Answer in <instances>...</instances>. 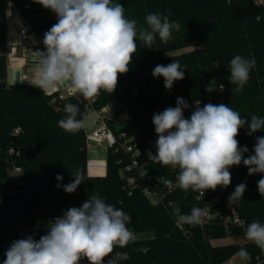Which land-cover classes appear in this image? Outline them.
<instances>
[{"label": "trees", "instance_id": "1", "mask_svg": "<svg viewBox=\"0 0 264 264\" xmlns=\"http://www.w3.org/2000/svg\"><path fill=\"white\" fill-rule=\"evenodd\" d=\"M113 0L125 8V15L135 19L139 26L147 28L146 16L159 12L167 14L171 9L170 21H178L180 30H173V38L167 43L157 35L150 48L137 39V51L132 57L129 71L118 76L114 93L101 91L94 100L95 108L101 109L112 103L121 105L130 118L121 129L133 138L140 151V162L149 173H155L168 180H176L179 169L162 166L148 158V152L156 153L158 135L152 117L168 107H176L177 98H183L188 107L183 110L189 119L199 106L211 103L226 104L250 122L252 115L264 118V0ZM10 3L26 23L37 33H46L57 23V16L34 0H0V50H5L7 3ZM150 30V29H149ZM194 48L192 52L168 57L169 54ZM235 55L255 58L256 66L250 71V78L241 93H233L228 77L229 64ZM178 61L184 67V79L174 82L168 90L164 78L152 75L157 65L167 66ZM6 57L0 54V198L5 203V213L0 218V264L6 259L9 240H19L24 233L31 234L38 241L47 234L49 220L63 216L71 207H81L89 197L99 193L108 204L122 209L129 217L127 227L135 233H147L152 238L136 247H146L145 254L134 252L130 246L117 247L116 252L127 253L121 264H222L226 259L224 250H213L205 237L224 235L222 228L212 227L204 232L191 228L192 239L187 241L177 232L162 209L150 205L141 192L128 196L123 191L119 177V156L107 155V173L104 178L87 175L86 137L83 130L65 132L58 121L65 118L64 107L77 105L80 120L86 115L84 102L88 101L78 93L64 101L51 103L38 87L7 86L5 84ZM213 78L216 84L211 92ZM224 88L219 91V85ZM136 92V95L134 94ZM19 129L18 135L13 131ZM247 125L239 130L237 140L241 148L247 147L244 158L254 155L256 138L264 136V129L248 135ZM18 153L14 157L21 168L20 186L15 177L7 173L8 152ZM79 170L85 177L74 193H66L63 186L74 182L73 172ZM231 183L226 188L207 190L205 201L215 212L226 213L234 207L245 221L246 227L253 221L264 224V197L258 191V181L264 173L248 175V168L241 162L229 169ZM63 177L62 181L56 179ZM245 184L246 190L236 204L229 205V196L236 186ZM60 184L58 188L56 185ZM7 192L18 193L17 198L6 197ZM198 192L185 193L178 188L171 201L180 210L190 214L196 207L194 200ZM183 195L184 197L180 196ZM211 201H217L211 204ZM210 202V203H209ZM14 229L10 232L8 229ZM215 230V231H212ZM246 230V228H245ZM245 230L232 229L229 235L245 238ZM206 238V239H207ZM243 248V247H242ZM251 258L262 255L257 248L245 247ZM83 260L80 262V264Z\"/></svg>", "mask_w": 264, "mask_h": 264}, {"label": "clouds", "instance_id": "2", "mask_svg": "<svg viewBox=\"0 0 264 264\" xmlns=\"http://www.w3.org/2000/svg\"><path fill=\"white\" fill-rule=\"evenodd\" d=\"M57 16L55 23L44 35L46 51H37L38 62L34 65L36 87L44 94H51L60 86L67 85L74 94L94 101L105 91L114 93L118 76L129 71L132 57L137 51V39L151 49L156 36L167 43L173 38V30H180L178 21H170L171 9L167 14L159 12L146 16L147 28L138 27L135 19L125 15L121 3L113 0H34ZM150 29V30H149ZM256 66L255 58L235 55L229 64L228 77L233 93H241L250 78V71ZM152 75L163 77L164 87L170 90L174 82L184 79V67L178 61L157 65ZM216 84L213 78L211 92ZM220 90L224 88L219 85ZM189 105L183 98H177L176 107H168L152 117L158 139L156 153L148 152V158L162 166L178 168L176 182L185 193L198 192L196 199L218 187L226 188L231 183L232 166L243 164L248 175L264 173V136L256 138L254 155L244 158L248 152L240 147L237 136L245 125L248 135L264 129V118L252 115L250 122L226 104L208 103L203 107L195 105L189 119L183 110ZM65 118L58 126L65 132L76 133L87 126L85 119H76L77 105L68 103L64 107ZM74 182L63 186L66 193H74L85 181L83 174L73 172ZM62 181L63 177L57 175ZM159 183L170 186L171 180L160 177ZM58 188L60 184L56 185ZM258 191L264 197V177L258 181ZM246 185L241 183L229 196V205L242 199ZM178 222L193 227L202 223L203 211L193 207L188 215H180L178 204L169 202ZM130 217L119 208L106 203L96 193L81 207L67 209L63 216L49 222L47 234L38 241L32 236L14 241L6 251L3 264H121L127 254L116 252L134 242L135 235L127 227ZM245 238L264 252V224L253 221L247 225ZM238 256L245 261L251 259L244 248ZM259 259V257H257Z\"/></svg>", "mask_w": 264, "mask_h": 264}, {"label": "built area", "instance_id": "3", "mask_svg": "<svg viewBox=\"0 0 264 264\" xmlns=\"http://www.w3.org/2000/svg\"><path fill=\"white\" fill-rule=\"evenodd\" d=\"M10 5L11 4L8 2L7 6ZM16 15H19L18 12H16ZM19 17L21 16L19 15ZM44 35L45 33H35L28 25V23H26L22 18V27L17 33L20 43H26L31 39H34L38 42V51H46L43 44ZM5 50L6 51L4 52L0 50V54H4L5 57H7L9 53L14 56L19 53L17 51L18 46H11V48H8L6 46ZM28 54L30 53L27 49H22L21 55L23 57ZM218 90L221 91L220 88ZM134 94L136 95V92H134ZM75 95L76 94H74L73 92H58L56 94H51L48 97H51V103L53 104L57 101H64L66 98L73 97ZM84 108L87 113L97 114L98 118L97 130L94 131L88 138H86L87 148L90 146L100 147L101 145L107 143L108 151L111 152V154H116L119 156L117 165L120 167L119 177L123 183V191L128 196H131L135 191L141 192L142 196L150 203V205L162 209L167 218L172 222L174 229L177 232H180L187 241H190L192 239L190 230L191 228H197L202 232H204L208 228L217 226L221 227L227 232L231 229L245 230V221L239 216L234 207L228 208V211L226 213L213 211L207 202L206 206L202 207L200 205L205 201L206 196L204 194L203 197H200V199L197 200L196 197L200 195L199 193L195 195L194 200L196 203V207L202 209L204 213L202 223L193 227L191 225L178 222V217L173 213L172 207L169 204V202H172L171 196L179 188L176 180L172 181V184L170 186L159 183L160 176L155 173H149L147 166L140 162V151L133 138H130L125 132H121L120 130L113 131L109 126L107 118L101 113V110L103 108H95L94 101H85ZM18 133L19 129H15L13 131V136L18 135ZM17 156V152H15L14 150H10L8 152L9 158L6 159V165L8 175L15 177V184L17 187H19L21 185L19 177L22 174V170L20 167H18L14 159V157ZM7 196L17 198L18 193L7 192L6 197ZM215 203L216 201H211V204ZM5 210L6 207L4 200L0 198V218L2 217V214L5 213ZM179 214L187 215L180 209ZM54 220L55 219H50L49 222H54ZM133 233L135 235V240L127 246H130L134 250V252H141L142 254H145L148 251V248L141 246L137 248L136 245L147 243L150 238H148L144 234H138L135 232ZM22 239L26 238L23 237ZM13 242V240L8 241V248ZM257 257H259V259H257ZM81 264H88V261L84 259ZM225 264H264V252L262 253V255L255 256L248 261L240 258L237 262H227Z\"/></svg>", "mask_w": 264, "mask_h": 264}, {"label": "crops", "instance_id": "4", "mask_svg": "<svg viewBox=\"0 0 264 264\" xmlns=\"http://www.w3.org/2000/svg\"><path fill=\"white\" fill-rule=\"evenodd\" d=\"M22 27V18L16 15V10L13 6H7V20H6V45L8 48L11 46H18V54L16 56L9 53L6 57V72H5V84L7 86H29L36 87L34 74L32 69L38 62L39 56L37 54L38 42L34 39L26 43H20L18 40L17 33ZM22 49H27L30 54L23 57ZM58 92L68 93L72 92L71 88L67 85L60 86L56 91L51 94ZM51 94H45L49 96ZM101 113L107 118L109 126L113 131H118L127 126L130 122V118L126 113L125 109L117 104L112 103L101 110ZM82 119L87 121V126L83 128V132L86 138H88L98 128V118L95 113H88ZM94 147V146H93ZM88 149V148H87ZM92 149V147H91ZM97 152L98 165L94 168L91 164L92 155H87V175L91 178H104L107 173V155L109 153L107 149V143L95 148Z\"/></svg>", "mask_w": 264, "mask_h": 264}, {"label": "rangeland", "instance_id": "5", "mask_svg": "<svg viewBox=\"0 0 264 264\" xmlns=\"http://www.w3.org/2000/svg\"><path fill=\"white\" fill-rule=\"evenodd\" d=\"M260 2L262 3L263 1L261 0ZM194 50H195L194 48H188L187 50H184V51H179L176 53L169 54L168 57L183 55L187 52H192ZM86 114H88V113H86ZM91 147H92V149H91ZM95 148L96 147L90 146L87 149V155H89V153H90V155H92L91 164L94 168H96L98 165L97 152H95ZM181 197H184V196L181 195L180 198ZM216 211L218 212V210H216ZM8 230L10 232H13L14 229L9 228ZM213 231H215V230H213ZM221 231L224 233V235L222 234V235H218V236L210 237V238L205 237V240L211 249H213V250H224L225 252H227L226 259L222 262V264H225L227 262L239 261L240 257L238 256V252L242 247L243 248L251 247L254 250H257V248H258L253 242H250L247 239H244L242 236L229 235L230 232L232 231V229L229 230L228 232L225 231L224 229H222ZM143 234L150 239L152 238V235H150V234H147V233H143ZM28 235L31 236V234L29 232L27 234L24 233L23 237L27 238Z\"/></svg>", "mask_w": 264, "mask_h": 264}]
</instances>
